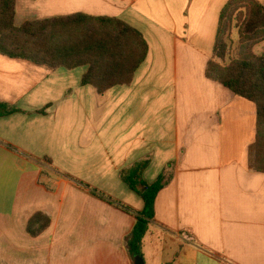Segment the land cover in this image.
<instances>
[{
	"label": "crops",
	"instance_id": "crops-1",
	"mask_svg": "<svg viewBox=\"0 0 264 264\" xmlns=\"http://www.w3.org/2000/svg\"><path fill=\"white\" fill-rule=\"evenodd\" d=\"M228 1L16 0L17 26L117 18L148 54L131 84L103 94L83 84L88 66L0 55V103L19 110L0 117V264H134L127 240L145 202L123 177L143 164V181L167 180L146 264H264L256 108L206 75L211 60L224 65L215 44ZM37 213L50 224L33 234Z\"/></svg>",
	"mask_w": 264,
	"mask_h": 264
},
{
	"label": "trees",
	"instance_id": "trees-1",
	"mask_svg": "<svg viewBox=\"0 0 264 264\" xmlns=\"http://www.w3.org/2000/svg\"><path fill=\"white\" fill-rule=\"evenodd\" d=\"M15 15L16 0H0V55L53 70L88 66L83 84L95 87L100 94L115 86L131 84L148 54L141 33L117 18L76 14L17 26ZM263 42L264 6L258 0H229L221 12L215 44V58L224 65L211 60L206 71L207 78L255 105L257 128L252 163L261 173H264V53L256 54L255 47ZM18 111L0 103V117ZM146 166L140 165L123 177L145 202L144 211L135 214L137 223L127 240L133 257L143 256V240L155 219L156 198L167 185L164 176L154 184L143 181L141 171ZM94 195L110 201L102 194L94 192ZM36 223L40 226L34 231ZM49 224L48 216L37 213L29 223V232L39 233Z\"/></svg>",
	"mask_w": 264,
	"mask_h": 264
},
{
	"label": "rangeland",
	"instance_id": "rangeland-1",
	"mask_svg": "<svg viewBox=\"0 0 264 264\" xmlns=\"http://www.w3.org/2000/svg\"><path fill=\"white\" fill-rule=\"evenodd\" d=\"M235 39H236V41H235V43H234V47H238V39H237V36H236V32H235ZM255 52H256V54H258V55H261V54H263L264 53V42L263 43H261L260 45H258L256 48H255Z\"/></svg>",
	"mask_w": 264,
	"mask_h": 264
},
{
	"label": "water",
	"instance_id": "water-1",
	"mask_svg": "<svg viewBox=\"0 0 264 264\" xmlns=\"http://www.w3.org/2000/svg\"><path fill=\"white\" fill-rule=\"evenodd\" d=\"M134 264H146L144 257L141 255L134 256Z\"/></svg>",
	"mask_w": 264,
	"mask_h": 264
}]
</instances>
